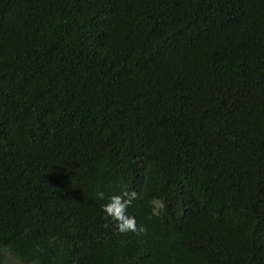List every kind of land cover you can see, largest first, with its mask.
Masks as SVG:
<instances>
[{"label": "trees", "instance_id": "trees-1", "mask_svg": "<svg viewBox=\"0 0 264 264\" xmlns=\"http://www.w3.org/2000/svg\"><path fill=\"white\" fill-rule=\"evenodd\" d=\"M10 257L264 264V0H0Z\"/></svg>", "mask_w": 264, "mask_h": 264}, {"label": "clouds", "instance_id": "clouds-1", "mask_svg": "<svg viewBox=\"0 0 264 264\" xmlns=\"http://www.w3.org/2000/svg\"><path fill=\"white\" fill-rule=\"evenodd\" d=\"M131 195L132 197H135V193H132ZM99 196L103 198V193H99ZM129 202L130 200H122L120 196H114L111 198L110 203L104 206V210L109 215H112L113 209L115 208V214L117 218H120L123 216L124 209L127 207ZM128 229L135 230V221L132 218H127L121 226V231H125Z\"/></svg>", "mask_w": 264, "mask_h": 264}, {"label": "rangeland", "instance_id": "rangeland-1", "mask_svg": "<svg viewBox=\"0 0 264 264\" xmlns=\"http://www.w3.org/2000/svg\"><path fill=\"white\" fill-rule=\"evenodd\" d=\"M9 262L13 263V264H16V259L14 257H10Z\"/></svg>", "mask_w": 264, "mask_h": 264}]
</instances>
